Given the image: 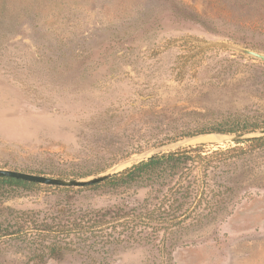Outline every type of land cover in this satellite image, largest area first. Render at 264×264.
Wrapping results in <instances>:
<instances>
[{"label":"rangeland","instance_id":"374dc122","mask_svg":"<svg viewBox=\"0 0 264 264\" xmlns=\"http://www.w3.org/2000/svg\"><path fill=\"white\" fill-rule=\"evenodd\" d=\"M234 40L264 54V0H0V169L87 179L155 154L240 149L211 174L217 214L181 236L168 263L136 246L46 264H264V147L213 133L264 129V62L229 50L246 47ZM201 134L213 135L186 140ZM150 194L99 189L70 203ZM68 197L44 188L6 205L47 211ZM28 259L0 252V264Z\"/></svg>","mask_w":264,"mask_h":264},{"label":"trees","instance_id":"16d2710c","mask_svg":"<svg viewBox=\"0 0 264 264\" xmlns=\"http://www.w3.org/2000/svg\"><path fill=\"white\" fill-rule=\"evenodd\" d=\"M234 41L261 50L242 40ZM213 131L227 134L225 130ZM248 143L263 148L264 138ZM239 151L233 148L210 153L202 146L153 155L103 183L83 188L49 187L0 177V252L16 248L29 254L30 264H46L47 260L67 255L107 254L119 247L151 246L158 249L163 263H168L180 237L210 223L217 214L219 206L209 198L213 189L211 174ZM44 188L58 189L70 196L69 201L47 211L18 210L6 205L25 192ZM148 188L151 194L141 202L101 209L75 208L70 203L85 191Z\"/></svg>","mask_w":264,"mask_h":264},{"label":"water","instance_id":"95a60500","mask_svg":"<svg viewBox=\"0 0 264 264\" xmlns=\"http://www.w3.org/2000/svg\"><path fill=\"white\" fill-rule=\"evenodd\" d=\"M226 47L233 52H237L247 57L254 58L256 60L264 62V54L261 52H258V51H255V50H252L246 47H242L239 45H235V44H227ZM212 135L213 134H201L199 136L189 137L186 140L190 141L193 139L203 138V137L212 136ZM215 136L222 137V141H225V142L243 143V142H249V141H254V140L264 138V129L257 130V131H247L243 133L229 134V135L228 134H217ZM150 157H148L147 159H149ZM117 173L119 172H114V173L103 172V173L97 174L87 179H64V178H56V177H51V176L41 175V174H33V173L24 172V171H17V170H11V169H0V177H9V178H14V179L22 180L26 182L37 183V184L46 185V186H57V187H63V188L65 187L66 188H72V187L73 188H83L87 186L97 185V184L103 183L106 180L112 178Z\"/></svg>","mask_w":264,"mask_h":264}]
</instances>
